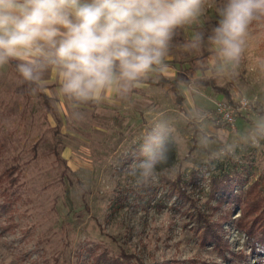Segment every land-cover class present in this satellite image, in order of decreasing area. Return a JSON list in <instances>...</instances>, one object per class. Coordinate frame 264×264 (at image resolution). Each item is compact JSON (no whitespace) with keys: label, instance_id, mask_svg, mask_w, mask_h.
Masks as SVG:
<instances>
[{"label":"rangeland","instance_id":"1","mask_svg":"<svg viewBox=\"0 0 264 264\" xmlns=\"http://www.w3.org/2000/svg\"><path fill=\"white\" fill-rule=\"evenodd\" d=\"M224 4L201 0L178 25L185 38L175 60H185L191 82L180 104L171 88L147 82L141 96L125 90L59 103L38 80H25L16 60L0 65V264H107L103 255L130 264H264L260 246L236 226L243 203L209 195L213 178L228 174L243 182L240 191L256 183L264 196V12L229 59L213 39ZM198 73L230 98L195 84ZM242 97L251 105L233 128L204 115ZM157 125L175 157L145 182L136 166ZM199 214L228 250L201 242Z\"/></svg>","mask_w":264,"mask_h":264},{"label":"clouds","instance_id":"2","mask_svg":"<svg viewBox=\"0 0 264 264\" xmlns=\"http://www.w3.org/2000/svg\"><path fill=\"white\" fill-rule=\"evenodd\" d=\"M201 0H0V65L14 58L25 80H39L43 57L62 68V91L88 100L111 86L117 75L135 81L158 65L173 29L193 17ZM264 0H225L214 41L223 56L241 52V38ZM51 49V51H46ZM167 130L157 125L144 140L136 166L145 182L155 180L167 160Z\"/></svg>","mask_w":264,"mask_h":264},{"label":"trees","instance_id":"3","mask_svg":"<svg viewBox=\"0 0 264 264\" xmlns=\"http://www.w3.org/2000/svg\"><path fill=\"white\" fill-rule=\"evenodd\" d=\"M204 54L203 56H205ZM12 66L18 71L17 63L13 60L10 61ZM196 69V68H195ZM193 68V70H195ZM19 72V71H18ZM168 80H162L160 83H166ZM183 81L182 78H176L172 83V91L176 96L177 102L180 104L182 96L177 91V83ZM189 80H185V83H189ZM193 82L201 86H211L217 92L224 94L225 97L230 98L228 90L215 83L214 79H206L197 77L193 79ZM44 99H47L45 94H42ZM167 160L156 164L157 170L168 168L172 165L175 157L174 146L171 142L165 141ZM243 185V182L237 178H231L228 174H223L219 177H214L211 185L209 195L214 197L220 196V201L237 199L243 203L245 210L242 212V216L236 220V226L242 230L246 236L252 239V247L255 249L256 245H259L262 253H264V196H261L256 183L250 184L245 192L239 190ZM198 220L204 222V226L200 230V240L202 243H212L217 249L226 251L229 249V245L226 240H223L219 234L217 227L211 225L206 221L205 216L198 215ZM105 258L107 264H130L129 257L122 255L121 258L109 259L106 255Z\"/></svg>","mask_w":264,"mask_h":264},{"label":"crops","instance_id":"4","mask_svg":"<svg viewBox=\"0 0 264 264\" xmlns=\"http://www.w3.org/2000/svg\"><path fill=\"white\" fill-rule=\"evenodd\" d=\"M81 2L82 3L90 2V0H81ZM177 28L178 26H176L172 31L171 38L167 44L165 55L162 57V61L160 64L153 65L151 70L140 76L135 81H126L117 75L114 83L111 86H108L105 89L101 90L100 93H98L96 96L88 100L98 99V98H110V97L113 98L118 96L121 92L125 90H128L129 93L133 95L135 94L137 96H141L142 95L141 91L143 90V85L145 82L149 83L154 87H162V88L164 87V88L172 89V83L176 78H182L183 81H179L177 83V91L182 96V99L183 97L186 98L184 89H187V86L189 87L191 82L185 83V80L187 79L182 76V74H184L185 72V67L183 66L185 60H180V61L175 60V55H176L175 44L183 43V40L185 38L184 36H176L178 32ZM186 39L189 38L187 37ZM46 51H51V49H47L46 47ZM30 59H36L37 61H39L40 65H43L42 70H39L40 78L38 80V84H40L45 90L52 91L54 93V96H56L55 98L59 100V103H62L67 97L71 98V96H69L68 94L62 91V84H63V78L61 76L62 68L59 65L49 64L43 57H30ZM14 60H16L17 63L23 62L17 59ZM176 64H180L178 65L179 67L176 68ZM201 68L202 67L198 65L194 67L195 70L192 69V71L197 73L201 70ZM200 74L199 73L196 74L195 77L203 78ZM162 80H168V81L166 83H160ZM203 87L207 88L211 86H203ZM52 92L51 94L53 95ZM187 93L189 94L188 91ZM217 95H219L217 97L220 98L222 94L218 93ZM72 98L78 101H88V100L77 99L75 97Z\"/></svg>","mask_w":264,"mask_h":264},{"label":"built area","instance_id":"5","mask_svg":"<svg viewBox=\"0 0 264 264\" xmlns=\"http://www.w3.org/2000/svg\"><path fill=\"white\" fill-rule=\"evenodd\" d=\"M250 105V102L242 97L233 103H217L213 110L205 112L204 115L218 126L233 128L235 114L249 108Z\"/></svg>","mask_w":264,"mask_h":264}]
</instances>
